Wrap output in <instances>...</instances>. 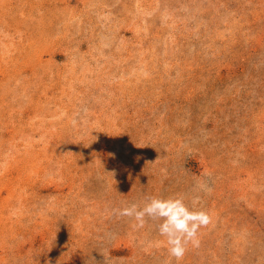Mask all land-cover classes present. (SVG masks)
<instances>
[{"label": "rangeland", "instance_id": "rangeland-1", "mask_svg": "<svg viewBox=\"0 0 264 264\" xmlns=\"http://www.w3.org/2000/svg\"><path fill=\"white\" fill-rule=\"evenodd\" d=\"M0 264H264V0H0Z\"/></svg>", "mask_w": 264, "mask_h": 264}, {"label": "clouds", "instance_id": "clouds-1", "mask_svg": "<svg viewBox=\"0 0 264 264\" xmlns=\"http://www.w3.org/2000/svg\"><path fill=\"white\" fill-rule=\"evenodd\" d=\"M114 212L119 216L133 218L136 227H143L146 217L162 221L158 226L159 233L166 237L168 253L177 262L182 260L189 244L199 247V230L212 222L208 211L190 208L180 196L166 199L152 197L143 207L133 203L114 209Z\"/></svg>", "mask_w": 264, "mask_h": 264}]
</instances>
